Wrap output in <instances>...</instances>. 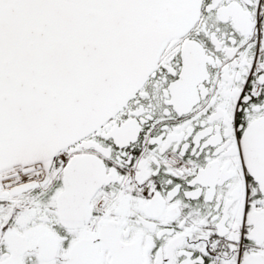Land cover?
<instances>
[{
	"label": "snow or ice",
	"instance_id": "1",
	"mask_svg": "<svg viewBox=\"0 0 264 264\" xmlns=\"http://www.w3.org/2000/svg\"><path fill=\"white\" fill-rule=\"evenodd\" d=\"M0 264H264V0H0Z\"/></svg>",
	"mask_w": 264,
	"mask_h": 264
}]
</instances>
